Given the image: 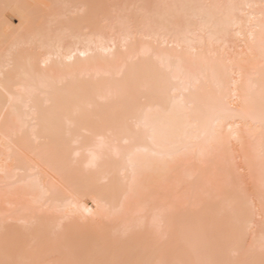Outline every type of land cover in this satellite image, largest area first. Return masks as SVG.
Returning <instances> with one entry per match:
<instances>
[{"label": "bare ground", "instance_id": "bare-ground-1", "mask_svg": "<svg viewBox=\"0 0 264 264\" xmlns=\"http://www.w3.org/2000/svg\"><path fill=\"white\" fill-rule=\"evenodd\" d=\"M39 3L56 5L58 11L67 6L68 18L49 26L46 14L37 17L25 7ZM241 3L259 4L260 0H0V68L4 66L3 36L7 32L18 45L16 58L23 68L14 79L18 76L21 83L37 89L34 106L40 113L39 143L31 134L25 142L44 163L38 172L27 167L26 178L55 187L65 204L70 202L81 213L63 222L54 213L40 216L31 231L43 245L71 249L79 258L138 260L164 255L178 258L191 243L204 255L220 258L224 241L217 225L223 207L213 193L202 195L198 204L175 201L166 218L168 239L162 242L152 227V213L159 200L150 198L142 205L124 203L108 220L93 222L81 217L87 216V209H95L96 198L102 197L116 209L123 200L120 173L126 161L101 145L99 133L134 114L140 124L137 143L151 148L153 134L158 138L182 136L200 113L209 111L221 83L230 86L232 79L240 80L231 70L225 73L211 58L206 60L205 55L209 47H217V39H223L220 18L221 12L227 11L208 6ZM77 11L81 14L72 15ZM254 11L259 14V9ZM201 27L203 53L199 39L191 35ZM241 43L235 35L227 39L229 48L239 49ZM258 45L259 31L257 55ZM255 66L258 69V61ZM244 67V80L235 90L248 95L258 112L262 102L259 72ZM32 68L40 74L35 81L26 76ZM180 82L183 87L191 83V88L183 91V101L179 94L173 101L172 85ZM6 102L0 93V112ZM77 108L79 114L69 128L64 117ZM132 130L136 131L135 124ZM248 143L258 149L259 137ZM235 147L239 150V145ZM94 155L100 157L95 164ZM172 183L181 191L196 190L202 186L203 174L193 167L182 168ZM6 235L16 244L25 241L24 229L15 219L9 222ZM253 258L261 259L258 241Z\"/></svg>", "mask_w": 264, "mask_h": 264}, {"label": "snow or ice", "instance_id": "snow-or-ice-1", "mask_svg": "<svg viewBox=\"0 0 264 264\" xmlns=\"http://www.w3.org/2000/svg\"><path fill=\"white\" fill-rule=\"evenodd\" d=\"M25 7L31 8L37 17L46 14L49 26L68 18L67 6L64 11L47 3ZM208 7L227 11H222L220 18L223 39L216 40L217 47L208 48L205 59L211 58L214 64L224 68L225 73L231 70L232 76H239L240 80L232 79L230 86L221 83L209 111L200 113L182 136L158 138L153 134L151 148H143L137 143L140 124L134 114L126 115L122 121L99 133L101 145L126 161L120 173L123 200L121 208L116 209L102 197L96 198L95 209H87V216L81 218L93 222L108 220L123 209L124 203L142 205L150 198L159 200V206L152 213V227L162 242L168 239L166 218L175 201L183 199L198 204L202 195L213 193L223 207L217 225L224 241L220 258L204 255L200 247L191 243L187 245V252L178 258L164 255L138 260L79 258L71 249L41 243L39 236L31 231L39 223L40 216L54 213L63 222L71 221L81 213L70 202L65 204L55 187L48 188L32 177L26 178L27 167L38 172L40 164L44 163L43 157L25 142V137L31 134L39 143L36 132L40 113L34 106L37 89L21 83L18 76L14 79V74L23 68L16 58L18 45L5 32L4 66L0 68V93L7 100L0 112V148L5 153L0 155V252L3 253L0 264H264V0L259 4ZM255 9H259L258 15ZM78 14L81 12L72 13ZM203 31L201 27L191 33L194 40L199 39L202 53ZM230 35L242 42L239 49L229 48L227 39ZM220 44L223 47H219ZM68 59L71 60L72 56ZM50 60L51 56L44 61L45 66ZM257 61L258 69L255 66ZM245 65L253 72L258 70L261 79L262 102L258 112L252 107L248 95L242 96L235 90L236 85L244 80ZM28 67L31 68L30 63ZM123 73L121 68L119 74L122 76ZM39 75L34 68L26 73L33 81ZM248 83L253 86L251 78ZM190 88L191 83L187 87H183L182 82L172 85L174 95L171 99L175 101L179 94L183 101V91ZM79 111L77 108L64 117L69 128L73 127ZM257 136L258 149L248 143L255 142ZM98 159L100 157L94 155L93 164ZM189 167L203 174V183L199 189L181 191L172 183V177L179 169ZM14 219L25 232V241L20 244L10 242L6 235L8 224ZM257 241L261 255L258 262L253 258Z\"/></svg>", "mask_w": 264, "mask_h": 264}, {"label": "rangeland", "instance_id": "rangeland-1", "mask_svg": "<svg viewBox=\"0 0 264 264\" xmlns=\"http://www.w3.org/2000/svg\"><path fill=\"white\" fill-rule=\"evenodd\" d=\"M14 23H16V21H13Z\"/></svg>", "mask_w": 264, "mask_h": 264}]
</instances>
